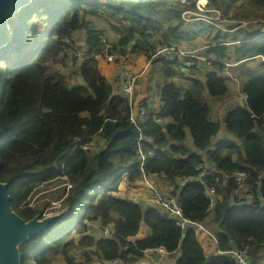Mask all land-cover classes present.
<instances>
[{
  "label": "trees",
  "instance_id": "trees-1",
  "mask_svg": "<svg viewBox=\"0 0 264 264\" xmlns=\"http://www.w3.org/2000/svg\"><path fill=\"white\" fill-rule=\"evenodd\" d=\"M250 1L264 5V0ZM181 6L173 0H30L8 18V42L0 47V182L8 184L12 211L25 222L42 219L51 208L39 188L59 179L61 172L71 185L56 209L60 220L17 245L20 264H55L56 259L88 264L93 257L131 262L158 247L169 252L173 264H235L227 256L206 258L193 230H180L163 209H145L112 195L122 174L129 181L144 175L155 186V177L162 178L168 188L161 190L178 198L185 218H210V229H224L217 233V249L228 250L235 240L252 248L255 264L264 262V208L257 202L264 197V127L253 131L252 117L264 115V71L257 76L242 68L248 106L227 108L219 120L211 106L227 93L224 64L184 76L163 62L158 116L169 122L162 132L151 116L139 130L134 128L125 102L110 97L97 61L87 58L102 33L87 16L119 25L113 28L125 33L120 46L132 43L144 50L150 37L165 43L193 37L182 24ZM67 52L81 85L70 86L64 75L49 72L50 62H68L62 56ZM209 52L225 57L218 42ZM234 54L236 61L264 57V37L241 44ZM176 78L186 82L182 85ZM140 135L143 172L137 152ZM78 139H94L102 146L90 153L76 144ZM203 163L230 176L216 184L218 200L211 212L204 187L179 179L194 178L195 167ZM240 171L247 173V192L254 194V203L246 204L242 194H235L234 174ZM143 225L148 233L137 239ZM105 226L112 231L110 237L102 236Z\"/></svg>",
  "mask_w": 264,
  "mask_h": 264
},
{
  "label": "built area",
  "instance_id": "built-area-1",
  "mask_svg": "<svg viewBox=\"0 0 264 264\" xmlns=\"http://www.w3.org/2000/svg\"><path fill=\"white\" fill-rule=\"evenodd\" d=\"M174 3H179L182 6L181 20L183 26L192 27L202 24L205 27L217 28L229 40L218 41L219 44L226 49H234L243 43L255 41L264 37V5L254 4L250 0H245V4H238V10L243 15L228 17L226 8L223 9L220 0H173ZM224 26L226 27L224 29ZM202 29V28H201ZM219 39V36H217ZM217 42L213 40L210 44H205L197 48L184 47L179 41L172 43L161 42L159 38H149L145 44L144 50H140L133 44L120 46L116 39L110 40L105 36H100L96 51L91 52L87 57H92L97 62L101 63L104 68V79L110 88V97H118L128 107V120L134 128L140 129L141 124L145 119L151 116L152 120L160 125L161 131L166 132V125L169 122L168 118L158 116L161 114L163 102L161 100V87H157V79L160 78V68L163 62L173 64L176 71L184 76L191 74H201L207 70H213L215 63H223L222 75L226 78V82L235 86L233 91L234 98L229 101L240 100L244 102L246 107V94L242 90V84L237 78V73L233 71V67L237 63L209 52V49L216 46ZM259 58L264 60L261 55H254L247 58ZM237 62V61H236ZM241 62V61H240ZM227 104H230V102ZM232 105V104H230ZM222 108V107H220ZM219 108L220 120H223ZM256 122L253 131L264 127V115H252ZM92 139L86 143H82L78 139L76 144L84 151L93 153L102 144ZM143 137L140 135L137 139V152L140 158L139 170L143 172L145 155L142 149ZM196 176L192 179L180 177L182 182H197L204 187V193L209 201L208 212H211L215 207L218 194L216 184L222 178L224 181L229 179L228 174H220L218 170L210 167L208 163H203L195 167ZM247 173L240 171L234 174L235 194L243 195L242 199L246 204L255 202V197L252 192H247ZM263 178L262 174L257 176L258 180ZM59 179L66 181L65 187L70 189L66 175L61 172ZM213 180V181H212ZM123 191L117 188L112 192L116 198H122L131 201L135 204L145 205V209L156 207L163 209L171 218L176 220V224L183 232L187 228H191L196 236L199 245L202 247L204 255L209 258L215 256L230 257L235 264H255L252 256V248L249 245H239L235 240L232 242L231 248L225 251L216 248L208 247V242L211 241L217 244V233L223 232L219 225L215 230L210 229L202 221H193L185 218L182 208L175 195L164 193L156 189L143 175L140 180L129 181L125 179ZM139 189H146L147 193H143ZM68 192V191H67ZM67 194V193H66ZM65 195H63L64 197ZM260 208H264V197L257 198ZM52 216L48 214L49 217ZM97 227V226H94ZM98 228V227H97ZM112 233L108 226H105L102 231L103 237H110ZM209 240V241H208ZM206 242V247L204 243ZM169 254L163 247L156 249H147L144 251L142 258L137 261L127 262L120 257L113 259L97 258L93 259L88 264H162V258ZM81 258L83 256H80ZM264 264V262H261Z\"/></svg>",
  "mask_w": 264,
  "mask_h": 264
},
{
  "label": "rangeland",
  "instance_id": "rangeland-1",
  "mask_svg": "<svg viewBox=\"0 0 264 264\" xmlns=\"http://www.w3.org/2000/svg\"><path fill=\"white\" fill-rule=\"evenodd\" d=\"M222 2V7L223 9L226 8L227 13H228V17L230 18L231 16H236V15H245L246 13H242L240 12V10H238L237 5L238 4H245V0H220ZM87 21H89L93 27H95V29L100 30L102 33L100 36H105L106 38L113 40L116 39L117 42L120 39V37L122 35H124L125 33H122L120 31H117L113 28V23L109 20H106L102 17H89L87 16ZM173 23L176 24V19L172 20ZM116 25V24H115ZM114 25V26H115ZM116 27H120L119 25H116ZM202 28V29H201ZM226 27L224 26V29ZM185 29L187 31L192 32L193 37H191L189 40H183L180 39L179 41V45L181 44L184 47H188V48H197L199 46H203L205 44H210V41L213 40L214 42H218V41H224V40H229L227 39V37H224V34L222 32H220L217 28L214 27H205L202 24L200 25H196V26H192V27H187L185 26ZM8 33V27L6 25V29H5V34L7 36ZM82 36V33L78 32L75 34V38L76 41H80ZM99 36V38H100ZM217 36H219L218 41L216 40ZM151 38V37H150ZM230 41V40H229ZM79 51H84L83 49H80ZM65 56L66 62H61V61H54V62H50L49 63V72L53 73V72H59L60 74L64 75L65 78H67L68 84L70 86L73 85H81L83 84V79L80 75L77 74V66L73 63L72 61V55L67 52L66 55H62ZM79 59H81V55L79 56ZM233 61V58H232ZM256 69V71L254 72L255 75L259 76L263 73V67L259 66L258 63L256 61L250 62L248 64H243L241 67L244 70H248L251 71L250 68ZM252 69V70H253ZM239 76V74H238ZM178 78L175 79V81L177 82H181V84L183 85L186 80H182ZM161 83L163 84L164 79L163 77H160ZM186 86V85H185ZM229 92V91H228ZM229 94V93H228ZM227 99V97H224V99ZM218 100V101H214V104L211 106V112L213 114L214 118H218V110L221 107V105L223 104V100ZM232 104V103H230ZM233 105V104H232ZM220 113L221 116H224V107L220 108ZM220 120V118H219ZM221 134V133H220ZM224 137H226L224 135ZM98 142V141H96ZM125 179H126V174H122V177L118 183V189H120V191H123L124 188V183H125ZM155 184L156 186H154L156 189L161 190V188H165L168 186L166 185V183L162 180V178L159 177H155ZM66 181L64 179H57L55 181H52L51 183H49L46 187H41L38 189L39 192H43V194H40L44 197H47L50 201L51 204V208L47 211H45L44 213V217L48 216V214L52 215V216H60L61 213H59V206H60V200L62 198L63 195H66L67 193V188L65 187ZM140 191H142L143 193H147L146 189H139ZM163 192V191H162ZM36 199V197H35ZM34 199V200H35ZM76 239V238H75ZM81 259V261H83V258L79 257ZM60 259H56L55 264H62V262H60Z\"/></svg>",
  "mask_w": 264,
  "mask_h": 264
},
{
  "label": "water",
  "instance_id": "water-1",
  "mask_svg": "<svg viewBox=\"0 0 264 264\" xmlns=\"http://www.w3.org/2000/svg\"><path fill=\"white\" fill-rule=\"evenodd\" d=\"M30 0H0V47L8 42L5 34L7 20ZM8 184L0 182V264H20L17 245L27 237L50 229L60 216L34 218L25 222L12 211Z\"/></svg>",
  "mask_w": 264,
  "mask_h": 264
},
{
  "label": "crops",
  "instance_id": "crops-1",
  "mask_svg": "<svg viewBox=\"0 0 264 264\" xmlns=\"http://www.w3.org/2000/svg\"><path fill=\"white\" fill-rule=\"evenodd\" d=\"M224 47V46H223ZM239 47V46H238ZM238 47H236V48H234L233 50L231 49H225V57H224V59L225 58H230V60H232V58L234 57V51H235V49H237ZM226 60V59H225ZM234 60H235V58H234ZM229 61V60H228ZM253 61H256L257 63H258V65L259 66H261V67H263V70H264V60L261 58V57H259V58H250V59H248V60H241V62L240 61H237L236 62V60L235 61H233V63H237V65H235L234 67H233V71L234 72H236L237 73V78H238V80H240V82H241V84H242V79H241V77H243V75H242V72H241V70H242V65L243 64H248V63H250V62H253ZM97 64H98V67H99V71H100V73H101V75L103 76L104 75V68L102 67V65H101V63H99V62H97ZM251 69V71H253V72H255L256 71V69H253V66H252V68H250ZM253 69V70H252ZM238 74H239V76H238ZM104 77V76H103ZM160 77H163L162 75L160 76ZM163 79H164V77H163ZM244 79H246V77L244 78ZM175 81V80H174ZM164 83H165V79H164V82H163V84L161 83V80H160V78L159 79H157V87L159 88V86L160 87H162V85H164ZM226 84H227V93H226V95L224 96V97H227V99L225 98L224 100H223V104L221 105V107L223 108L224 107V115H225V111H226V109L227 108H231L232 106H241V107H243L244 106V102L243 101H240V100H234V101H229V100H232L233 98H234V93H233V91L234 90H236L235 88V86H233L231 83H227L226 82ZM229 91V92H228ZM229 93V94H228ZM230 102V103H232L233 105H230V104H227V102ZM214 103V102H213ZM246 106H248V104H247V102H246ZM212 114V113H211ZM213 115V114H212ZM218 116H219V110H218ZM210 165V164H209ZM210 167H212V168H214L213 166H211L210 165ZM215 169V168H214ZM216 170V169H215ZM147 180L152 184V182L147 178ZM153 185V184H152ZM155 186V185H154ZM209 219L210 218H208L207 220H205L204 222L208 225V222H209ZM218 226V225H217ZM216 226V227H217ZM216 229V228H215ZM214 229V230H215ZM147 233H148V229H147V227L145 226V225H143L142 226V229L140 230V233L137 235V239H141V238H144L146 235H147ZM209 241V240H208ZM204 245H205V247H206V242L204 243ZM210 248H216V245L213 243V242H211V241H209L208 242V247H207V249L209 250ZM172 256H170L169 254H167V255H165L163 258H162V264H173V260H172V258H171Z\"/></svg>",
  "mask_w": 264,
  "mask_h": 264
},
{
  "label": "clouds",
  "instance_id": "clouds-1",
  "mask_svg": "<svg viewBox=\"0 0 264 264\" xmlns=\"http://www.w3.org/2000/svg\"><path fill=\"white\" fill-rule=\"evenodd\" d=\"M246 59H247V58H246ZM246 59H245V60H246ZM245 60H244V61H245Z\"/></svg>",
  "mask_w": 264,
  "mask_h": 264
}]
</instances>
